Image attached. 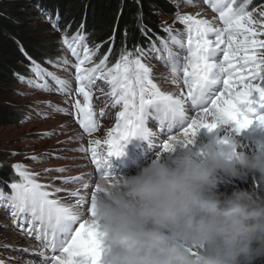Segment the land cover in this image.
<instances>
[{
    "label": "snow or ice",
    "instance_id": "obj_1",
    "mask_svg": "<svg viewBox=\"0 0 264 264\" xmlns=\"http://www.w3.org/2000/svg\"><path fill=\"white\" fill-rule=\"evenodd\" d=\"M205 2L218 13L222 26H216L212 21L197 16L178 13L176 19L185 26V32L163 27L166 36L157 35L153 40L148 35L151 30L138 17L137 27L149 39V47L145 49L137 45L135 57L125 47L111 66L108 65L111 44L108 53L98 63H93L101 45L90 47L87 44L88 34L83 31V24L71 37L66 34L65 29L60 43L76 59V63L72 65L75 68L76 92L83 98L82 101L77 98L73 105L80 127L88 133L96 131L97 115H105L104 109L97 114L92 103V90L97 81L108 85L110 106H120L115 126L108 129L103 141L105 150H100V140L89 141L91 161L97 171L104 167L110 156L121 155L122 142L128 138L136 135L156 137V133L148 127V121L153 117L159 121L161 133L171 132L174 127L182 129L179 137L172 135L163 140L157 160L163 153L173 152L177 146L191 145L202 128L209 132L222 129L217 138L218 143H232L234 146L238 144L250 151L264 150V146L253 148L233 139L234 135L252 126L264 128V5L259 9L247 10L252 0H243L242 3H238V0ZM257 13L259 19L256 18ZM48 18L53 27L58 29L59 15L55 20H52L50 14ZM115 35L114 29L113 35L109 37L113 44ZM124 35L126 42L127 29ZM21 50L23 51L22 48ZM146 57L161 61L169 69V81L177 86L178 94L163 91L154 82L152 68L143 62ZM28 59L32 75L16 73L19 82L36 90L71 94L70 81L57 76L31 57ZM46 63L61 67L69 62L66 57H57ZM88 64L91 66H86ZM49 80L55 84V88H52ZM18 94L25 95L23 92ZM37 104L51 107L53 111L67 112V109L60 108L51 101ZM189 108L196 110L194 117L189 116ZM37 115L47 117L49 114L37 111ZM53 134H57L56 130L39 133L42 137ZM64 142L66 141L58 143ZM11 155H17V152L13 151ZM26 158L33 161L40 159L34 153L26 154ZM0 167L4 165L0 164ZM11 168L19 179L4 182L9 189L7 192L0 187V208L7 211V219L11 221L12 227L40 241L42 248L30 252L28 248H14L12 245L3 247L39 256L43 264H102L105 234L95 218L96 183L94 189H89V183L83 182L84 195L79 190L72 191L71 195L77 199L70 206L52 198L63 189L39 182V174L30 171L26 165L17 162ZM44 171L64 172L66 169L56 167L46 168ZM54 179H62L64 183L83 181L82 176ZM255 187L258 188L259 185ZM80 208H83L84 214H90L89 219H82L81 212L76 210ZM8 228L9 225L0 224V229ZM48 250L51 255L47 254ZM0 264H5V261L0 260Z\"/></svg>",
    "mask_w": 264,
    "mask_h": 264
},
{
    "label": "clouds",
    "instance_id": "obj_2",
    "mask_svg": "<svg viewBox=\"0 0 264 264\" xmlns=\"http://www.w3.org/2000/svg\"><path fill=\"white\" fill-rule=\"evenodd\" d=\"M158 155L135 174L96 181L109 264H264V150L214 140ZM218 176L261 186L222 191Z\"/></svg>",
    "mask_w": 264,
    "mask_h": 264
},
{
    "label": "rangeland",
    "instance_id": "obj_3",
    "mask_svg": "<svg viewBox=\"0 0 264 264\" xmlns=\"http://www.w3.org/2000/svg\"><path fill=\"white\" fill-rule=\"evenodd\" d=\"M170 3L174 5L176 10L169 11L168 9L159 8L157 4H152V8L156 13L159 23H168L174 30H178L181 33L185 32V26L176 19L178 13L180 15L190 14L197 16L198 18L212 21L216 26H222V23L218 19V15L205 2V0H171ZM35 12L37 14H35ZM255 15L256 18L259 19L258 13ZM28 20L30 26L35 29L37 38L42 41V48L49 52L51 59L54 60L57 57H66L69 62L67 65L61 67H54L51 65L48 69L49 71L56 73L57 76L70 81L72 92L70 95L58 93L56 91L45 92L31 88L27 84L20 83L19 81H14L10 84L12 93L3 101L16 106V110L19 113V119L16 123L0 125V164L4 165V167L0 168H8L9 173L12 174L10 181H13L18 180L19 177L14 174L11 165L17 162L26 165L30 171L39 174L37 176L39 182L51 184L54 188L63 189V191L56 193L52 198L59 199L61 203L71 206L75 204L77 199V197L71 195V192L78 190L76 187H78V185L81 186L82 181L64 183L62 179L54 178L75 176L85 177L87 174L89 176H94L89 141L100 140V150H105L103 141L106 139L108 129L115 126L116 113L120 110V106H110L111 97L107 95L108 85L103 81H97L92 90V103L97 114L101 109H104L105 115L102 117L97 115L98 121L101 124L98 133L94 136H86L82 133L73 117V105L75 100L77 98L81 99V101L83 100V98L76 92L77 82L75 80V68L72 66L76 63V59L71 55L68 49L60 43L61 36L63 35L62 31L53 27L48 18V14L40 10L38 7H35L32 11L29 10ZM52 20H55V17H53ZM98 61L99 59L94 57L93 63H98ZM143 62L152 68L153 80L161 90L178 94L177 86L169 81V69L165 67L161 61L155 58L148 59L146 57ZM86 66L90 67L91 65L88 64ZM63 68H66L67 70H62ZM49 84L52 85V88L56 87L51 80H49ZM20 92L25 93V95L18 94ZM43 101H51L53 104L59 105L60 108L67 109V112L53 111L51 107H47L44 104H37V102ZM37 111L48 113L49 115L47 117L37 115ZM188 114L189 116L194 117L196 113L189 109ZM148 127L156 133V139H158L159 142V149L156 152L151 153L142 164L153 162V155L161 152V143L163 140H166V138L160 136V133L155 127L150 124H148ZM52 130H56L57 134H53L50 137H42L39 135V133L43 131ZM221 132L222 129L220 128L213 132H209L206 128H202L194 137L191 145H188L187 147L177 146L173 152H165L160 155L159 159H172L185 149L197 151L201 149L205 143L214 140L217 141ZM180 135L181 134L175 136L179 137ZM69 137L72 139L69 140ZM160 137H162V139ZM233 139L238 143L242 142L253 148L264 146V128L252 126L249 129H244L239 134L234 135ZM59 141L66 142L58 143ZM81 148L83 149L82 151L72 150ZM247 150L250 151V149ZM13 151L17 152V155H11ZM33 153L40 157L38 161L26 158V154ZM45 153H47V155H44ZM56 167H64L67 171H44L46 168ZM137 168L138 167H136L134 171L127 172L123 175L135 174ZM65 172L67 173L64 175ZM218 178L234 182L239 188H244V184L250 181L255 183L257 180L256 177H250L246 182L226 179L223 176H218ZM96 181L97 179L93 177L89 189H94ZM51 190L52 189H49V191ZM79 191L81 195L85 194L84 189H79ZM76 210L81 212L82 219L90 218V214H84L83 208ZM7 215V211L0 208V224L9 225L7 230L0 229V260L5 261V264H42L43 261L39 259L38 256H32L30 254L9 250L3 247V245H12L14 248H28L30 252H35L37 249L39 251V246L42 248L40 241L37 242L35 238L23 234L17 228L12 227L11 221L7 219ZM104 245V263L102 264H109V244L106 239L104 240Z\"/></svg>",
    "mask_w": 264,
    "mask_h": 264
},
{
    "label": "trees",
    "instance_id": "obj_4",
    "mask_svg": "<svg viewBox=\"0 0 264 264\" xmlns=\"http://www.w3.org/2000/svg\"><path fill=\"white\" fill-rule=\"evenodd\" d=\"M171 0H0V125L16 123L19 113L16 106L3 101L11 95L10 84L18 81L16 73L24 76L32 75L29 71L30 61L40 63L44 68H49L51 64L46 63L51 59L47 50L42 48V41L37 38L35 29L30 26L28 20L29 10L38 7L51 17L59 15L58 29L71 37L81 24L83 31L87 35V44L94 47L100 44L98 54L95 56L101 59L108 53L110 44L112 51L109 54L108 65L111 66L119 58L122 49L137 55L136 46L148 48L150 41L142 35L137 27L138 17L142 23L150 29L149 36L153 40L156 36L165 37L163 27H172L170 24H161L157 20L152 4H157L159 8L176 10ZM243 0H238L242 3ZM264 5V0H252L247 10L259 8ZM142 13V16L139 14ZM35 14H37L35 12ZM119 21L117 22V18ZM70 25V28H69ZM115 29L114 44L109 41ZM125 29H127V39L125 42ZM107 41V42H106ZM23 49V51L21 50ZM45 48V47H44ZM27 53V56L25 55ZM99 62V61H98ZM49 70V69H48ZM21 83V82H20ZM12 174L8 168H0V187L4 191H9L5 181L11 182ZM222 191L231 192L237 188V184L223 178H218ZM259 187H255V185ZM261 182L257 178L255 183L251 181L244 184V188L259 189Z\"/></svg>",
    "mask_w": 264,
    "mask_h": 264
},
{
    "label": "bare ground",
    "instance_id": "obj_5",
    "mask_svg": "<svg viewBox=\"0 0 264 264\" xmlns=\"http://www.w3.org/2000/svg\"><path fill=\"white\" fill-rule=\"evenodd\" d=\"M153 162H154V161H153ZM66 171H67V170H66ZM132 171H134V170H132ZM132 171H131V172H132ZM68 172H69V171H68ZM87 172H88V171H87ZM87 172H86V173H87ZM66 173H67V172H65L64 175H65ZM71 173H72V172H71ZM73 173H74V172H73ZM133 173H134V172H133ZM67 175H68V174H67ZM69 175H70V173H69ZM71 175H73V174H71ZM88 176H89V175L87 174L85 177H83V181H84V182H88V183H89V186H90L93 177H92V176H89V177H88ZM83 181H82V183H83ZM76 189H78V190H79V189H83V188H82V185H81V186L78 185V187H76ZM79 192H80V191H79ZM30 245H31V244H30ZM35 249H37V248H35ZM39 249H41L40 246H39ZM32 250H33V249H32ZM33 251H34V250H33ZM35 251H38V249L35 250ZM38 258L41 259V257H39V256H38ZM42 264H43V263H42Z\"/></svg>",
    "mask_w": 264,
    "mask_h": 264
}]
</instances>
